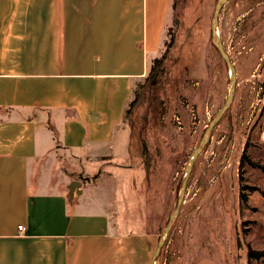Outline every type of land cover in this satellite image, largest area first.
<instances>
[{"label": "crops", "instance_id": "1", "mask_svg": "<svg viewBox=\"0 0 264 264\" xmlns=\"http://www.w3.org/2000/svg\"><path fill=\"white\" fill-rule=\"evenodd\" d=\"M173 2L0 0V264H153L155 233L69 185L129 156L124 116Z\"/></svg>", "mask_w": 264, "mask_h": 264}, {"label": "rangeland", "instance_id": "2", "mask_svg": "<svg viewBox=\"0 0 264 264\" xmlns=\"http://www.w3.org/2000/svg\"><path fill=\"white\" fill-rule=\"evenodd\" d=\"M216 2L176 0L164 62L138 81L124 116L129 156L76 173L91 187L89 201L113 205L125 229L155 233L154 252L193 152L230 92L229 69L211 43ZM218 17L235 94L194 160L154 264H264L248 257L249 248L264 250V0H226Z\"/></svg>", "mask_w": 264, "mask_h": 264}, {"label": "water", "instance_id": "3", "mask_svg": "<svg viewBox=\"0 0 264 264\" xmlns=\"http://www.w3.org/2000/svg\"><path fill=\"white\" fill-rule=\"evenodd\" d=\"M225 1L226 0H217V2H216L215 8H214L213 17H212V21H211V39H212L213 44L216 46L220 56L223 58V60L225 61L226 65H227V67L229 69L230 82H231L229 96L226 99L223 107L215 115L213 121L210 124V127L205 131V133H204V135L202 137L200 145L193 152V156L191 157V159L189 161V164H188V169L186 171V175H185V177L182 180V189H181V191L179 193V196H178L176 208H175L172 216L170 217V219H169V221H168V223H167V225H166V227H165V229L163 231V235H162L161 239L159 240L157 248H156V250L154 252L153 264L155 262L156 257L160 253L162 246L165 243V240H166V238H167V236H168V234H169V232H170V230L172 228V225H173V223H174V221L176 219V216L179 213L180 206L182 204L184 193H185L186 182H187L188 176H189V174L191 172L192 165L194 164V160L197 157V155L199 154V152L201 151L202 147L204 146V144H205V142H206V140H207V138L209 136L210 130L219 121V119L223 116V114L226 112V110L231 105V103L233 101L234 94H235L236 69H235V66H234L230 56L228 55V53L224 49L223 45L221 44L220 38H219L218 33H217L218 18H219L218 16H219V12L221 10V7H222V5H223V3ZM81 184H82L81 181L76 180V179H74L70 183V185H69L70 196H73L75 192L79 193V194L81 193V187H80Z\"/></svg>", "mask_w": 264, "mask_h": 264}, {"label": "trees", "instance_id": "4", "mask_svg": "<svg viewBox=\"0 0 264 264\" xmlns=\"http://www.w3.org/2000/svg\"><path fill=\"white\" fill-rule=\"evenodd\" d=\"M173 1H174V2H173V7H175V5H176V0H173ZM164 57H165V54H163L162 56H160V57L154 59L153 64H152L151 71L149 72V74H150L149 77H150L151 75L154 74L155 70H156L159 66H161V64L164 62ZM149 77L147 76V79H148ZM136 92H137V90H136ZM134 100H135V99H134ZM134 100L131 101L130 103H133ZM248 257H249V259H252V258H254V259H260V258H263V257H264V250H259V251H258V250H253L252 248H249V250H248Z\"/></svg>", "mask_w": 264, "mask_h": 264}, {"label": "built area", "instance_id": "5", "mask_svg": "<svg viewBox=\"0 0 264 264\" xmlns=\"http://www.w3.org/2000/svg\"><path fill=\"white\" fill-rule=\"evenodd\" d=\"M18 229L20 230V232H23L26 229V227L24 225H19Z\"/></svg>", "mask_w": 264, "mask_h": 264}, {"label": "flooded vegetation", "instance_id": "6", "mask_svg": "<svg viewBox=\"0 0 264 264\" xmlns=\"http://www.w3.org/2000/svg\"><path fill=\"white\" fill-rule=\"evenodd\" d=\"M211 43H212V45L216 48V46L213 44V42H212V39H211ZM216 50H217V48H216ZM218 51V50H217ZM219 53V52H218ZM220 55V54H219ZM221 57V56H220ZM222 58V57H221ZM231 58V57H230ZM222 60H223V58H222ZM224 61V60H223ZM224 63H225V61H224ZM226 64V63H225ZM234 64V63H233ZM227 66V65H226Z\"/></svg>", "mask_w": 264, "mask_h": 264}]
</instances>
